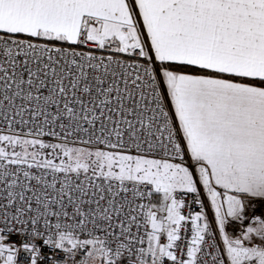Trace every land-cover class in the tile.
I'll list each match as a JSON object with an SVG mask.
<instances>
[{"label":"snow or ice","instance_id":"snow-or-ice-1","mask_svg":"<svg viewBox=\"0 0 264 264\" xmlns=\"http://www.w3.org/2000/svg\"><path fill=\"white\" fill-rule=\"evenodd\" d=\"M0 264H264V0H0Z\"/></svg>","mask_w":264,"mask_h":264}]
</instances>
